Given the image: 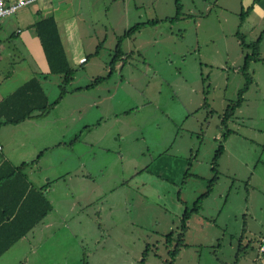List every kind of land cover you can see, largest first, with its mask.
Here are the masks:
<instances>
[{"label": "rangeland", "instance_id": "rangeland-1", "mask_svg": "<svg viewBox=\"0 0 264 264\" xmlns=\"http://www.w3.org/2000/svg\"><path fill=\"white\" fill-rule=\"evenodd\" d=\"M134 1L139 10L127 0V21L117 10L112 25L102 22L100 10L94 15L98 19L87 27L94 33L85 47L92 54L99 44V56L87 51L88 63L70 60L74 79L49 112L35 117L37 127H6L25 159L40 154L25 171L32 180L49 179L45 193L52 204L20 244L81 246L85 264H167L175 241L166 244L165 236L181 231L185 207L207 190L222 142L217 180L190 215L185 245L173 264H264V57L249 62L254 82L227 121L236 134L221 139L223 112L244 84V56L251 53L236 32L245 42L258 37L264 30V0L262 9H250L244 19L247 6L242 9L238 0L207 9L201 0H180L179 19L142 27L140 35L122 40L129 57L121 61L127 64L109 76L110 67H103L110 66L126 29L176 13L175 0ZM210 56L214 67H206ZM223 61L228 79L216 67ZM11 63L1 66L14 72L2 85L5 93L34 68L18 55ZM98 76L105 79L95 87L75 89ZM61 80L59 74L41 79L50 102L58 98ZM255 159L260 161L253 167Z\"/></svg>", "mask_w": 264, "mask_h": 264}, {"label": "trees", "instance_id": "trees-1", "mask_svg": "<svg viewBox=\"0 0 264 264\" xmlns=\"http://www.w3.org/2000/svg\"><path fill=\"white\" fill-rule=\"evenodd\" d=\"M175 4L176 13L173 17H166L163 19L151 18L143 22L135 23L133 26L126 29L122 36L118 37L110 61L111 70H113V66L118 60L123 59V56H125L126 59L129 57L121 47L122 40L125 37L131 36L142 27L156 25L162 20L176 21L179 19L182 8L180 0H175ZM250 9L251 7H248L245 11L242 10V19H244V16L247 15ZM35 28L49 66V74H59L62 77L59 83V96L53 102H50L39 79L36 76L31 77L1 99L0 127L7 124L16 125L35 115L49 112L59 99L66 94L68 91L67 86L74 79L75 68L72 67L66 54L53 16L40 19L35 23ZM263 34L264 30L255 40L245 42L242 38L243 35L236 32V35L240 38L242 47L250 49L251 53H246L244 56V63L242 65V73L245 77L244 84L238 89L236 100L230 101V103L226 105L221 118V125L224 127V131L221 135L223 141H226L232 131L228 128L227 121L235 116L236 110L244 103L245 100L243 95L253 81V77L248 72L249 62L259 59V48L263 39ZM99 47L100 45L98 44L95 52L92 54H97ZM90 55H88L87 58H89ZM103 79H105L103 76L96 77L90 84L84 87H76L75 89H88L95 86ZM223 152L224 145L220 142L213 157L214 163L212 170L215 175L209 181L207 190L194 201L191 208L185 207L181 216V231L175 236L173 232H169L165 236L166 244L171 245V243L173 244V241H175L173 249L168 250L169 261L167 264H173L178 254L179 246L185 245L183 244V238L187 231L188 219L192 213L199 211L203 197H206L212 191L213 184L217 180V159ZM39 158L40 154L30 162H22L19 165H13L8 160H4L0 154V254L26 235L52 209V204L44 193L46 187L32 186L23 171L26 166L37 163ZM187 174L188 171L185 172V175Z\"/></svg>", "mask_w": 264, "mask_h": 264}, {"label": "crops", "instance_id": "crops-1", "mask_svg": "<svg viewBox=\"0 0 264 264\" xmlns=\"http://www.w3.org/2000/svg\"><path fill=\"white\" fill-rule=\"evenodd\" d=\"M224 1L228 2L229 0H224ZM238 1L242 9L244 8V6H247V8L251 7V9L257 8L260 10V8L262 9L263 6L260 3L261 2L260 0H238ZM133 2L134 3L132 4L133 5L132 7L136 8L135 10L138 11L139 10L138 9L139 6H137L138 3H136L134 0ZM201 2L203 4H206L205 9H207L213 3L214 4H219L218 2L221 3V0H201ZM129 5L130 3H127V0H39L31 5L19 9L14 14H10L8 16L1 18L0 20V101L5 95L11 93L14 89H16L18 86H20L22 83H24L31 77L36 76L42 85L41 79H46L49 75V66L40 39L36 33L35 23L37 21H39L42 18L53 16V18L56 21L58 32L62 39V43L66 51V54L69 58V61L72 60L73 63L77 62L78 64H84V63H88V58H87L88 55L86 52L88 51L90 53L89 47L88 50L85 47V42L87 40H90L94 33L93 30H89L87 27H90L91 29V27L94 26V19H98L97 18L98 10H100V13L102 15L101 17L102 22H104L106 25H112L113 22L112 15H114L115 10H117L118 12H120L122 16H124L125 14H127V9H129ZM219 5L226 6L224 4L223 5L219 4ZM262 11L264 10L262 9ZM94 15L97 16L94 17ZM91 16H93V18H91ZM127 20H128V15H125V21ZM128 24H130L129 21L125 25ZM155 27H157V25L147 26L146 29H151ZM136 33L137 36L140 35L141 30H139ZM130 37L131 36L127 38ZM262 45H264V34L260 44L258 60L264 57V50H261ZM96 46H97L96 44L93 46L91 52L93 50L94 51L96 50ZM124 52L125 54H128L127 51ZM17 55L19 57L28 58V62L33 64L34 68L31 69L30 71L31 73H29L30 75H28V77L23 82L19 83L16 87H14L11 91H9V93L8 92L5 93L1 91L4 90L2 88V85L4 81L9 79L11 74H13L14 72L13 73L10 72L9 69L3 70L1 69V66H10L12 64L11 59ZM91 56L96 57L99 55L97 53V54H91ZM208 58L209 59L205 61L207 65L206 67L208 66L214 67V64L216 63L215 61H213L214 57L212 58V56H210ZM121 60L122 59L116 62V64L113 66V70L119 66L124 67L125 64H127L126 63L127 61L124 62ZM258 60H254V61L256 62ZM223 64L224 65H222V63H217L216 67L219 69V71L221 69L220 73L222 77H224V79L226 78L228 79V77L223 76L224 69L227 66L226 63H224V61ZM109 67L110 69L108 75L110 76L113 71L111 70L112 69L111 65L109 66L107 64L103 67V69L108 70ZM253 82H254V78L252 83ZM245 99L247 100L246 96H244V100ZM240 108H238L236 112L240 110ZM36 116L37 115L25 119L24 121L16 124L15 126L24 125L25 128L37 127L38 124H37V119L35 118ZM8 125L9 124L0 127V154L2 155V158L4 160H8L13 165H19L22 162H30L31 160L28 161V159H25L23 157L24 148L21 151H18L20 148V145L18 144L19 140H17V138H14L15 134L13 133L12 129L10 131L7 130L6 127ZM4 129H6L7 131ZM234 132L235 131L232 130L230 134L235 135L236 133ZM224 151H225V147H224ZM254 161L255 162L253 163V167H256L260 159H255ZM242 164L246 165L247 163L245 161H242ZM30 166H33V164L26 166V168L23 170L30 184L34 187H42V186L47 187V185L49 184L48 178L46 179L47 181L41 183L36 179L32 180L31 177L30 178L28 177L29 173H27L26 171L27 168H29ZM45 196L47 197L46 193ZM42 220L39 223H41ZM39 223H37L36 225H38ZM36 225L34 227H36ZM32 229L30 231H32ZM23 237H25V235ZM23 237H21L8 249H6L0 254V264H85V262L83 263V261L80 259L81 246L79 249L78 248L75 249V247L73 246L71 247L69 246V244H32V243L20 244V241L24 239ZM239 244H241V242H239Z\"/></svg>", "mask_w": 264, "mask_h": 264}, {"label": "built area", "instance_id": "built-area-1", "mask_svg": "<svg viewBox=\"0 0 264 264\" xmlns=\"http://www.w3.org/2000/svg\"><path fill=\"white\" fill-rule=\"evenodd\" d=\"M37 1L39 0H0V19L10 14H14L19 9ZM260 250L264 251V242L261 243Z\"/></svg>", "mask_w": 264, "mask_h": 264}]
</instances>
